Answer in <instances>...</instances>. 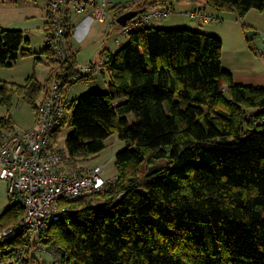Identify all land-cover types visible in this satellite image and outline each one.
<instances>
[{
    "label": "trees",
    "instance_id": "obj_1",
    "mask_svg": "<svg viewBox=\"0 0 264 264\" xmlns=\"http://www.w3.org/2000/svg\"><path fill=\"white\" fill-rule=\"evenodd\" d=\"M182 1L197 0H145L136 9ZM206 4L241 19L264 10V0ZM72 34L70 26L68 42ZM30 43L23 31L0 26V67L27 56L23 47ZM222 51L216 36L147 26L131 32L116 53H101L111 74L109 92L69 103L67 155L75 162L94 157L115 134L126 147L115 156V182L69 201L46 233L45 243L57 246L65 262L264 264V87L235 84L222 67ZM43 53L54 62L50 47ZM51 81L50 73L44 83L35 75L22 85L0 82V105L10 109L16 95L36 109ZM23 214L16 202L0 217V230Z\"/></svg>",
    "mask_w": 264,
    "mask_h": 264
},
{
    "label": "built area",
    "instance_id": "obj_2",
    "mask_svg": "<svg viewBox=\"0 0 264 264\" xmlns=\"http://www.w3.org/2000/svg\"><path fill=\"white\" fill-rule=\"evenodd\" d=\"M138 5L130 8L123 0H47L48 47L54 54V62L52 81L36 103V126L31 131L21 132L12 123H0V180L7 182L10 198L24 209L15 225L0 230V264H26L33 248L46 245V233L61 220L69 201L104 192L115 182L104 178L103 167L80 169L54 143L58 130L69 123L67 86L104 70L106 58L112 53L108 51L98 65L75 66V70L70 71L75 52L66 34L73 26V18L85 15L93 22L115 24L118 34L114 44L121 46L122 38L129 37L131 32L171 14L168 6L141 13L136 9ZM132 10L139 14L124 26L120 25L118 18ZM191 16L199 17L203 23L215 21L206 14L193 13ZM67 76L66 84L64 78Z\"/></svg>",
    "mask_w": 264,
    "mask_h": 264
},
{
    "label": "rangeland",
    "instance_id": "obj_3",
    "mask_svg": "<svg viewBox=\"0 0 264 264\" xmlns=\"http://www.w3.org/2000/svg\"><path fill=\"white\" fill-rule=\"evenodd\" d=\"M45 1L0 0V26L5 29L21 30L24 32L26 38H29L31 41L30 49L27 45L24 47L27 50L29 49L31 53H28L27 56L20 57L17 63L11 68L0 67V82L22 85L32 75H35L41 83L47 81L53 65L51 59L43 53L46 47H48L43 19V16L45 17L43 7L45 6ZM168 18L166 17L161 21H153L149 26L156 25L155 27L160 28L158 26L164 25V21ZM105 27V25H96L89 35V39L85 42H79L78 48L80 52L77 57V67H86L92 63L98 65L99 58L101 57L100 54L104 47L113 48L118 31L111 35L108 40H104L102 36ZM72 35V37L75 36V31ZM121 41V46L114 45L118 50L129 43V37L122 38ZM25 53H27L26 50ZM37 58H41L43 61L37 62ZM109 81L110 72L106 69L100 70L93 77L67 86L65 93L67 101L70 103L89 94L104 93L109 88ZM129 118L133 123V115ZM0 119H10L14 126L21 132L33 130L37 123L35 107L19 99L16 95L13 97L12 107L10 109L5 105H0ZM71 131L72 129L67 126L59 136L57 142V149L64 153H67L66 139ZM125 147L126 143L115 134L108 138L106 148L100 154L86 160L74 161V163L80 169H86L85 171H87V168L93 169L97 165H101L105 169L103 174L104 178L106 180H115L118 174L115 156L118 152L125 149ZM15 203L16 201H12L8 193L7 182L0 180V217ZM45 244L39 247V249L33 248L31 250L27 255L28 262L26 264H73L68 261L65 263L63 253L57 246L49 243ZM53 246H55L54 249Z\"/></svg>",
    "mask_w": 264,
    "mask_h": 264
},
{
    "label": "crops",
    "instance_id": "obj_4",
    "mask_svg": "<svg viewBox=\"0 0 264 264\" xmlns=\"http://www.w3.org/2000/svg\"><path fill=\"white\" fill-rule=\"evenodd\" d=\"M134 1L135 0H124V3L132 8V5L141 3L145 0ZM206 2L207 0H197L173 3L171 7V16L169 15L170 18H168V16V19L164 21V25H159L158 27L170 30L181 28L191 29L218 37L223 42L222 67L232 75L235 84L246 87H264V10H251L241 19L235 12H219L211 9L207 7ZM44 4L45 6L42 4L45 13L43 19L48 45L49 37L46 27L48 23L47 0ZM193 13L212 16L215 18V21L212 23H203L199 17H192L191 14ZM72 25L75 36H71L69 45L71 49L77 53V57L80 52L78 48L79 42L88 40L90 37L89 35L96 25L106 26L102 36L104 40H108L111 35L118 31V27L113 23L93 22L85 15L73 18ZM155 26L156 25H153V27ZM248 32L252 33L247 35ZM30 45H27L29 49ZM114 45L113 43V48L104 47L101 53L103 51L116 53L119 50L116 49ZM29 49L27 50L24 48L27 53ZM40 60L43 61L41 58ZM110 83L111 74L109 84ZM108 92L109 88L107 91H104V93ZM97 166L103 167L101 165ZM90 169L91 168H87V170Z\"/></svg>",
    "mask_w": 264,
    "mask_h": 264
},
{
    "label": "water",
    "instance_id": "obj_5",
    "mask_svg": "<svg viewBox=\"0 0 264 264\" xmlns=\"http://www.w3.org/2000/svg\"><path fill=\"white\" fill-rule=\"evenodd\" d=\"M139 14L138 11L132 10L130 12H127L126 14L122 15L121 17L118 18L117 22L124 26L129 20H131L132 18H134L135 16H137ZM252 32H248L247 35H250ZM254 33V32H253ZM164 167V164H157L155 166H151L149 168L148 174L152 175L157 173L158 171H160L162 168ZM124 197V195H121L117 198V200L115 201V205L118 204L120 202V200Z\"/></svg>",
    "mask_w": 264,
    "mask_h": 264
}]
</instances>
